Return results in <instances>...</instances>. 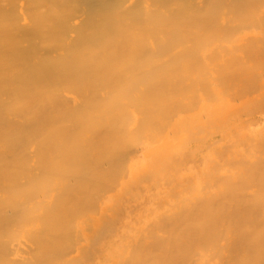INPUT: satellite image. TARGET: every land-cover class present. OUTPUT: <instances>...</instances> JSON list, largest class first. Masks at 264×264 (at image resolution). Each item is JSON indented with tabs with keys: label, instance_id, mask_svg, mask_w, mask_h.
<instances>
[{
	"label": "bare ground",
	"instance_id": "6f19581e",
	"mask_svg": "<svg viewBox=\"0 0 264 264\" xmlns=\"http://www.w3.org/2000/svg\"><path fill=\"white\" fill-rule=\"evenodd\" d=\"M0 264H264V0H0Z\"/></svg>",
	"mask_w": 264,
	"mask_h": 264
}]
</instances>
